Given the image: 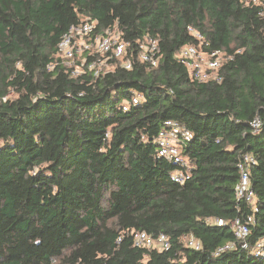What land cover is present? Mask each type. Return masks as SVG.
Masks as SVG:
<instances>
[{"label": "trees", "instance_id": "trees-1", "mask_svg": "<svg viewBox=\"0 0 264 264\" xmlns=\"http://www.w3.org/2000/svg\"><path fill=\"white\" fill-rule=\"evenodd\" d=\"M263 11L252 0H0V264H264ZM87 18L96 32L118 24L131 70L114 60L99 76L88 64L72 73L88 54L67 65L58 46ZM146 34L157 66L140 60ZM185 45L223 51L221 80H196ZM166 120L193 133L184 183L158 155ZM246 154L256 210L236 196ZM248 215L244 248L229 223ZM133 231L171 247L137 246Z\"/></svg>", "mask_w": 264, "mask_h": 264}, {"label": "built area", "instance_id": "built-area-1", "mask_svg": "<svg viewBox=\"0 0 264 264\" xmlns=\"http://www.w3.org/2000/svg\"><path fill=\"white\" fill-rule=\"evenodd\" d=\"M255 3H262L260 0H252ZM263 7H264V3ZM264 13V11H263ZM262 13V14H263ZM97 22L91 19H85L83 22L70 27L59 43V53L66 59V64L71 65L79 60L76 55H83L80 58V64L78 68L72 70L74 75L82 71L81 68L88 64V70L93 71L96 76L111 72L110 65L113 62H120V66L125 69H132L134 66L132 56H125L128 53V47L130 43L123 38V32L119 28L118 24H114L107 27L103 31L96 32ZM190 31L198 38H202L201 34L195 29L190 27ZM158 39L146 34L143 38L137 41L140 50V60L150 63L152 66H157L160 59V47ZM179 57L187 65L192 76L198 81L207 80H221V76L218 72L222 66V59L225 53L222 51H214L208 53L202 51L195 45H185L179 51ZM93 56V58H90ZM125 56V57H124ZM91 61L88 62L87 59ZM115 60V61H114ZM143 96L138 93H134L132 102L134 104H140ZM128 104H125V109ZM164 126L159 132L158 141V155L170 160L174 165L183 167L177 169L171 173V178L179 183H184L185 180L190 178L189 161L188 158L182 154L183 142L190 141L193 138V133L184 124L176 120H166ZM255 132L259 131L261 126V120L256 117L251 122ZM178 142L180 146H176ZM255 163L253 155H244L242 161L238 164L240 179L236 186V196L240 201H244L247 204L254 206L256 210V195L251 185V173L250 167ZM208 221L216 223L220 226L226 225L227 221L220 218H211ZM253 221V216L248 215L246 219L237 217L233 219L229 224L232 227L237 239L240 241L244 248H249L248 235L249 224ZM135 238V244L137 246L147 247H159L160 250H167L171 247V242L167 234L161 233L157 237H153L146 231H133ZM188 245L195 248H201V242L194 236L187 237ZM232 245V244H231ZM228 245L219 249L218 252L225 248H229ZM256 253H262L264 251V239H261L254 248ZM217 252V253H218Z\"/></svg>", "mask_w": 264, "mask_h": 264}, {"label": "rangeland", "instance_id": "rangeland-1", "mask_svg": "<svg viewBox=\"0 0 264 264\" xmlns=\"http://www.w3.org/2000/svg\"><path fill=\"white\" fill-rule=\"evenodd\" d=\"M260 1H261L262 3H264V0H260ZM140 39H141V38H140ZM138 40H139V39H138ZM138 40H137V41H138ZM137 41H136V45H138ZM158 43H159V42H158ZM128 48H129V47H128ZM138 48H139V47H138ZM180 50H181V49H180ZM180 50H179V51H180ZM222 52H223V51H222ZM180 59H181V58H180ZM222 61H223V59H222ZM112 68H114L113 65H112V66L110 65V69H112ZM127 70H131V69H127ZM163 126H164V125H162V127H163ZM175 145H176V146H180V144H179L178 142H176Z\"/></svg>", "mask_w": 264, "mask_h": 264}]
</instances>
